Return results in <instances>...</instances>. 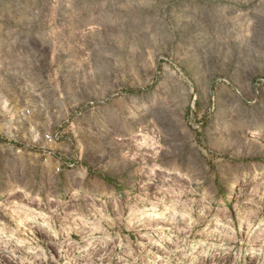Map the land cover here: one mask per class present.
Wrapping results in <instances>:
<instances>
[{
  "label": "rangeland",
  "instance_id": "1",
  "mask_svg": "<svg viewBox=\"0 0 264 264\" xmlns=\"http://www.w3.org/2000/svg\"><path fill=\"white\" fill-rule=\"evenodd\" d=\"M0 264H264V0H0Z\"/></svg>",
  "mask_w": 264,
  "mask_h": 264
}]
</instances>
